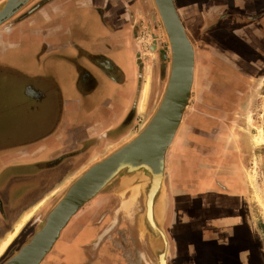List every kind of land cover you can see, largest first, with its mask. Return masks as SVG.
Masks as SVG:
<instances>
[{"label": "flooded vegetation", "instance_id": "af4514ba", "mask_svg": "<svg viewBox=\"0 0 264 264\" xmlns=\"http://www.w3.org/2000/svg\"><path fill=\"white\" fill-rule=\"evenodd\" d=\"M49 1L36 0L5 23L0 31L7 33V30L26 22ZM223 1L205 0L203 2L201 9L204 26L200 32H195L192 23L189 25L188 19L181 16L186 29L192 31L191 35L197 38V43H199L200 37H203L202 40L205 42L202 46L205 48V54L199 58L197 56L193 100L186 117L185 130L180 134L181 143H179L186 149L185 160L191 165V169H189L191 183L183 188L191 200L187 205H184V210L174 204L173 186L178 185V180L173 179L171 187L172 183L168 172L165 178L166 187L168 186L165 212L166 236L163 242L159 239L157 243L156 240L152 242L148 232L153 233L152 230L149 227L145 232L141 221L147 211L148 196L146 198L143 190L128 189L127 192L119 193L121 183L118 180L104 191L105 198L102 197L99 201L94 202L95 207L96 204L102 205L101 211L90 208L85 212L84 216L89 215L90 220L85 225L84 231L93 232L89 244L84 250L88 256H83L84 258L81 259L80 255L76 254L75 258L66 253L65 258L63 257L61 263L58 264H102L103 259L106 260V264H185L184 258L195 254V247L190 246L186 239V236L191 233L192 225L190 223L192 221L195 226L192 231L199 233L197 243L201 247H206L210 262L216 264H258L257 247L251 242L252 234L247 208L228 210L221 205H212V198H216L215 201L221 203V195L231 197L243 193L240 157L237 156L238 147L230 124H232L233 118L242 114L241 105L246 98L247 87L258 78V76L255 78L256 75H252V70L256 68L258 73H261L264 69V0H229L232 7L224 5L208 7ZM252 9H254V13L251 11ZM149 19L144 18L147 21V30L154 31L155 16L151 18V23H149ZM189 20L192 21L193 18ZM143 21L133 17L129 23L127 32L134 41V48H136V37L143 31ZM229 21L236 22L234 28L228 24ZM243 21L245 22L243 23ZM12 23L15 24L12 25ZM214 23L216 29H211L210 27ZM104 25L107 24L104 23ZM212 32L218 36L215 45L212 39L206 38V35H210ZM227 42L232 43L233 46L226 44ZM73 43L77 61L79 57L81 60L86 58L89 65L100 70L107 65L104 56L88 57L86 51L80 49L81 46L76 40ZM6 44V48H11V51L16 49L12 54L16 55L15 52H17V57L22 58L27 54L22 52V48H30L28 45L16 47L14 44ZM40 46V52L45 54L44 43H40ZM153 48H161L159 40L156 41ZM150 55L152 90L142 119L149 115L153 91L159 90L157 88L161 67L159 52L150 51ZM135 62L139 100L144 91L142 79L147 64L145 57L138 52L137 48L135 49ZM87 74L84 77L80 72L81 79L85 80ZM23 78L19 75L12 82L11 95L17 107L15 121L8 126L11 131L2 135L0 139V145L3 142L11 145L7 153L9 151L13 154L30 151L31 143L41 142L40 139L43 132L46 131L45 129H50V126L54 127L58 117V114L54 117L53 102L61 100L62 89H59L60 86L23 82ZM92 78L90 82L86 81L91 86H81L79 82L74 85L77 95L81 99V105H84L86 97L93 90ZM41 92L46 93L47 97H42ZM31 98H35L36 102L42 101V98L45 101H50V115L47 119L49 127L39 126L35 127L32 132L25 131L21 116L25 108L24 104L29 106L30 103L26 100L30 101ZM136 113V108L131 109L129 124L132 123ZM18 118L19 122L16 123ZM101 141L93 144V148H101ZM0 149L2 153L6 151L3 150L2 145ZM114 151L116 149L112 152ZM54 155L48 160L37 163L35 167L26 170L20 168L16 173L25 175L27 178L31 175L37 177L40 174L48 176L56 173V170L71 159L70 155L57 153ZM59 195H55L42 208L35 216L34 222L39 223L43 210ZM224 200L226 202L228 198L226 197ZM241 216H243V222L239 220L235 226H224L228 218ZM259 258L261 259V256ZM261 264H263L262 259Z\"/></svg>", "mask_w": 264, "mask_h": 264}, {"label": "crops", "instance_id": "0c3cea01", "mask_svg": "<svg viewBox=\"0 0 264 264\" xmlns=\"http://www.w3.org/2000/svg\"><path fill=\"white\" fill-rule=\"evenodd\" d=\"M6 1L0 0V5ZM152 10L151 0H50L26 22L7 30V33L0 31V74L2 75L7 69L5 74L10 75L9 77L5 75V79L7 78L6 81L10 88V96L6 97V100L8 98L14 106V112L10 111L11 113L16 114L17 111L11 94L13 91L12 82L19 75L24 77L23 82L53 84L62 89L61 100L53 102L54 117L58 114L55 122L56 127L48 126L49 100L45 101L42 98V101L36 102L35 98H31L30 101L26 100V102H30L29 106L24 104L25 108L21 117L25 131L32 132L35 127L39 126L50 128L43 132L41 142L34 141L30 145L32 147L30 151L16 154L11 151L7 153L11 145L6 142L1 143L3 150L6 151L0 152V250L8 238L15 234L18 226L23 225L6 251L0 254V260L17 245V241L29 227L37 224L34 222V218L42 210V206L47 204L48 199L64 193L68 186L89 167L100 162L113 150L122 147L134 137L137 125L145 115L147 96H144L143 91L139 100L137 97L136 48H134V41L127 31L131 18L144 19V16L153 14ZM14 24L12 23V25ZM75 40L81 46L80 49L86 51L88 57L104 56L107 65L100 70L89 65L86 58L81 60L79 57L77 61L74 54L76 49L73 45ZM6 43L14 44L16 47L28 45L30 48H22V52L27 54L24 58L20 56L18 58L17 52H15L16 55L12 54L16 49L11 51V48H6ZM40 43H44L45 54L40 52ZM80 72L84 77L88 73L85 80L81 79ZM91 78L93 90L86 97L84 105H81V99L77 95L74 85L79 82L81 86H91L86 82H90ZM41 94L42 97H47L46 93L41 92ZM135 108L136 116L129 124L131 109ZM186 117L169 150L167 163L171 187L173 179L178 180V185L173 186L174 204L180 206L179 208L182 210L185 208L184 205H187L191 200V197L183 189L191 183L189 174L191 165L185 160L186 149L179 144L181 143L180 134L186 127ZM8 131L11 130L8 129ZM99 141L102 142L101 148H93V144ZM55 153L71 157L60 168L71 169L70 166H75L83 159H86L87 162L85 160V165L78 172L68 175L65 182L53 187L49 194L34 204L30 210L20 217H16L17 196L47 188L60 168L56 170V173L48 176L40 174L37 177L31 175L27 178L25 175L17 174L13 167H35L37 163L50 159ZM22 179L25 180V183L30 180L32 184L28 182L27 187L24 185L18 189L16 182ZM128 189L133 190L130 187L121 190L119 188L118 192H127ZM140 190L143 189H138V191ZM167 195L168 186L166 187ZM102 197L105 198L104 195H99L73 218L58 241L60 242L59 251L54 252L57 242L53 252L49 254L52 255L51 258L49 259L48 255L42 264L61 263V259L65 258L66 253L75 258L76 254L80 255L81 259L88 256L84 250L88 246L93 232L84 231L85 225L90 220L89 215H84L90 208L101 211L102 205L96 204L95 207L94 202L99 201ZM220 197L221 203L215 201L216 198H212V205H221L228 210L246 208L247 199L244 192L231 197L226 195ZM226 197L228 200L225 202ZM97 211L95 212L97 213ZM28 215H31L30 218L24 222ZM239 220L243 222V216L228 218L224 226H235ZM83 235H85L86 241L82 242L83 245L77 246L76 244ZM106 263V260L103 259L102 264Z\"/></svg>", "mask_w": 264, "mask_h": 264}, {"label": "water", "instance_id": "95a60500", "mask_svg": "<svg viewBox=\"0 0 264 264\" xmlns=\"http://www.w3.org/2000/svg\"><path fill=\"white\" fill-rule=\"evenodd\" d=\"M33 1L7 0L0 5V27ZM153 3L167 37L171 58L166 90L155 114L127 144L75 179L43 218L30 241L4 264H42L73 218L117 180L121 182L120 190L143 189L149 202L142 217V228L146 232L150 227L152 242L165 240L168 153L190 109L196 52L175 1L153 0Z\"/></svg>", "mask_w": 264, "mask_h": 264}, {"label": "rangeland", "instance_id": "374dc122", "mask_svg": "<svg viewBox=\"0 0 264 264\" xmlns=\"http://www.w3.org/2000/svg\"><path fill=\"white\" fill-rule=\"evenodd\" d=\"M176 3V7L180 14V17H184L188 19L189 25L192 23L195 32L199 31L204 26V20L202 18V5L205 0H174ZM229 0H224L220 4H211L208 7H216L217 5H224L228 7H232ZM242 3V2H241ZM151 7L153 8V14L151 16H146V18H150L149 23H151V18L155 16V30L149 31L147 30V21L141 19L143 21L142 30L140 34L136 37L135 44L139 53H142L145 57V62L147 64V68L145 71V75L142 79L143 90L148 89V95L146 99L145 108L148 105V101L150 98L151 90H152V74H151V58L150 51H158L159 59H160V77L159 81H157V88L159 90L153 91V100L152 106L150 108L149 115H146L144 119L141 120L139 125L136 128V135H138L149 123L153 115L155 114L162 98L164 92L166 90L168 78H169V69H170V49L167 41L166 34L164 32L161 20L158 16L156 8L154 6L153 0H151ZM252 9L251 11L254 13ZM249 12V13H252ZM181 17V20H182ZM145 18V16H144ZM193 18L192 21L189 19ZM101 19V18H100ZM183 22V20H182ZM245 21H243L244 23ZM247 22V21H246ZM249 22V21H248ZM240 23V22H239ZM154 24V23H153ZM184 24V22H183ZM232 28L235 27L236 22H228ZM185 25V24H184ZM216 24L214 23L210 28H215ZM186 28V27H185ZM188 36L190 37L196 52V67H197V56H203L205 48L202 46L205 44L203 37H200L199 43H197V38H194L188 29H186ZM215 36V37H214ZM209 40L212 39L213 44H216L218 36L215 32L210 33V35H206ZM160 41L161 48H153L156 44V41ZM197 43V44H196ZM212 44V43H211ZM226 44L232 45V43L227 42ZM147 58V59H146ZM7 71V69H5ZM5 71L0 74V137L4 134H8V126L11 125L15 121L16 114L11 113L14 112V106L10 103L9 97L10 88L7 84L5 77ZM252 75L258 76L256 81L247 87L246 90V98L244 102H242L241 111L242 114H239V117L233 118L232 124H230L231 131L234 135L235 142L237 143V156L240 157L241 164V172L243 176L242 188L246 197V208L249 216V226L251 228V242L257 247V260L258 264H261V259L264 264V69L261 73H258V69L254 68L252 70ZM259 75H258V74ZM6 75V76H5ZM8 75L7 77H9ZM196 77V70H195ZM6 82V83H5ZM159 82V83H158ZM194 95V93H193ZM193 100V97H192ZM192 102V101H191ZM191 106V105H190ZM5 112V113H4ZM6 119V121H4ZM234 121V122H233ZM19 122V118L16 123ZM133 137V138H134ZM132 138V139H133ZM4 145V144H3ZM236 145V144H235ZM115 152V151H114ZM112 152V153H114ZM110 153L109 155H111ZM108 155V156H109ZM107 156V157H108ZM86 159L81 160L79 163H76L71 169L60 168L58 170V174H56L52 181L48 184L47 188H42L39 191H34L33 193L24 194L22 196H17V204H16V217H20L31 207L36 204L40 199H42L46 194H49L50 190L57 185H61L63 182L68 179V175L78 172L83 165ZM16 172L20 170L29 169V166H20L13 167ZM70 170V171H69ZM74 170V171H71ZM12 171V170H11ZM31 184V181L28 180ZM28 182L25 183V180H17L16 185L18 189L23 187H27ZM20 192V191H19ZM17 192V193H19ZM16 193V194H17ZM102 192L100 195H103ZM63 194V193H62ZM55 197L53 201L43 210L42 217L39 223L29 227L21 236V238L17 241V245H15L2 260H0V264H4L9 258H11L16 252H18L23 245L28 243L30 239L34 236L37 230L41 226V221L46 216V214L50 211L52 206L56 203V201L61 197ZM51 198V197H50ZM51 199H48L47 203ZM46 205V204H45ZM44 205V206H45ZM42 206V207H44ZM41 208V207H40ZM191 228H195L194 222L190 223ZM190 230V234L186 236V239L189 241L190 246L195 247V254L187 256L184 258L185 264H216L215 262H210L208 260V250L206 247H201L197 243L199 233ZM86 241L85 235L81 236V240L76 244L77 246L83 245L82 242ZM59 243L56 245V249L54 252L59 251ZM77 248V247H76ZM52 255H49V259ZM261 256V259L259 258Z\"/></svg>", "mask_w": 264, "mask_h": 264}, {"label": "bare ground", "instance_id": "6f19581e", "mask_svg": "<svg viewBox=\"0 0 264 264\" xmlns=\"http://www.w3.org/2000/svg\"><path fill=\"white\" fill-rule=\"evenodd\" d=\"M147 94H148V89L146 88V89H144V96L146 97ZM144 100H145V99H144ZM30 216H31V215L26 216L25 219H24V222H26V221L30 218ZM22 223H23V222H22ZM22 225H23V224H21L20 226H18V228L16 229L15 234L12 235V236H10V237L8 238V240L2 245L1 250H0V254H3V253L6 251V249L8 248V246L11 244L12 239L17 235V233L19 232V230H20V228L22 227Z\"/></svg>", "mask_w": 264, "mask_h": 264}]
</instances>
